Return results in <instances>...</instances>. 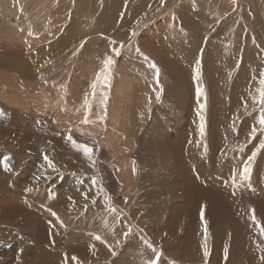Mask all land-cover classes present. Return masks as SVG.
Returning <instances> with one entry per match:
<instances>
[{
  "label": "rangeland",
  "instance_id": "374dc122",
  "mask_svg": "<svg viewBox=\"0 0 264 264\" xmlns=\"http://www.w3.org/2000/svg\"><path fill=\"white\" fill-rule=\"evenodd\" d=\"M1 1L3 0H0V2ZM9 1L10 3H12L14 0ZM46 1L48 2V4ZM107 1L108 0H34L33 2V0H25V3L27 2L26 5L28 4V9L30 8V10L34 11L35 14L36 12L40 13L41 11H43L40 15L44 14L47 17L45 20L44 29L43 31H41V34H44V36L41 38L43 42L39 41L34 42V44L32 43L33 46L31 50H29L28 45L22 48L19 47V45H13V43L11 44L12 41H7L6 38L3 39L4 36L9 37V35L7 34L9 30L3 31V28L0 25V197L8 196L7 194L10 195L11 191H16L17 194L18 192L20 193V198L24 204V198L25 200L29 201L30 204L29 206L25 204L26 206H28L26 207V212H19V214H21L20 216H22L21 218H24L22 224H20L18 221L11 222L7 217L5 218L6 221L4 220V222L0 220V264H65V260L62 259V256L64 254H67L68 264L75 263L74 261L69 260L72 256H76L80 264H101V261L103 259H106L105 263L110 264V260L112 258H130L134 255L136 250L142 253L148 252V254H146V257H142L143 264L146 259L154 257V254L152 255L149 253L152 250H149L148 248L142 250L138 248L133 249L128 247H124L122 248V250L115 249L113 252H115L116 255H113V252L108 253L105 247V251L107 252L108 256L104 255L106 256L104 257L101 252L102 249H100L101 251L97 249L99 248L97 245L99 240L96 237L100 236V234L102 236H104L105 233L111 234V231H109V229L111 228H117L118 232H116L121 235V232H123L124 229L127 228V224L129 223L125 222V210H127L128 208H132L133 206L130 205L133 202H136V200H140L138 199V197H140V194H142V190L144 192L146 187L142 186V189L139 187L140 182L143 180L141 169H139V176L137 181L126 179L125 182L128 184V186H126L127 189L124 190V183L121 184L118 179V175L115 176L114 169L116 167L118 168V166L124 165L126 162L130 163L131 160L136 159L137 148L139 146V143L142 142L139 138L141 137L140 135L137 136L138 138H136L134 135L136 133L140 134V132L142 130L144 131V128L150 124V119L147 120V118L152 115V110H155L157 108L158 110L156 109L155 111L161 113L163 109H165V105L168 106L169 101H165L166 98L163 96V86H161V88L159 87V84L162 83L164 87H168L169 84L172 85V79L174 77L176 78L175 75L181 77L180 73L176 72L178 70H175V68H164L166 67L164 65L163 67L161 65L159 66V60L152 52L149 51V53H146V51L148 50H141L138 47L140 52L139 53L136 50L137 43L134 46H129L127 42L129 40H131V43L134 41L137 42L138 38H140L141 36L133 37L132 33L140 29L146 30L148 25H150L157 16H161L164 11L165 13L166 11H170L169 6H173L172 1L178 2V0H164L163 5H161L160 0H123V6L118 7L116 12L118 22L115 21L112 23V25H116V27L115 29H113V33L110 35H113L114 38H116L113 39L117 42V44L114 46L118 47L119 42L123 40V42H126V48L122 50L123 55L121 57H114V59H116V63L112 66L111 69V80L109 81L108 86H106L108 88L106 89L102 82L97 83L96 95L95 97H93L91 84L96 79V73L103 66V59L105 58V56L112 54V48H109L110 40L107 43L106 37H103V31L101 30L99 32L92 33V30L98 27V21L100 19L99 14L100 12H103L102 10ZM199 1L200 0L194 2L195 5H185L184 7L181 6L182 9L179 12L180 14H176L178 18V20H176L177 22H175L176 24L172 23L174 26L172 24L170 25L166 23V26H159V29H161L159 32V29L156 32H151L148 30V35L151 36L153 40L157 36L161 40L159 43L163 41L167 42L170 47H174V49L176 48V50H178L177 56L175 54L174 55L176 61L179 62V65H181L180 63H182L183 66H186V68H183L182 66L183 71L181 72V74L183 76L182 80L184 81L185 79L186 81V83H184L188 86V90L186 87L183 88L180 86L179 80H177V84L179 85L178 88L183 89V91L186 88L184 93L189 92V94L185 96V99L187 101L189 100L190 102L192 99L196 98V95L194 94V86L196 84L193 80L192 75L193 68H195L193 65L195 60H191L192 57L190 56H195L196 52H200V49L205 48L204 50L206 51H204L203 53L202 63L200 65L201 79H204L206 82H208V78H216V84L214 86L216 96L218 98V96L220 95L223 102V105L220 103L215 104L212 112L216 108V106H218L219 108L217 107L215 109L217 111L213 112L215 113V117L211 114L212 120L216 125L215 119L223 115L225 116L226 114L225 119L227 121L230 120V122L232 123V129L235 128L233 130H235L236 134H233V136L231 135L230 137L232 138L229 137L230 133H227V130L223 134V136L226 137L224 141L225 145L223 146V149L225 148L226 152H224L225 159L230 160L235 158V162L231 166L232 170L228 171L233 172L238 167L242 166L243 161H245L247 157L256 150L260 141L264 139V136H261L259 133L254 138H249L247 134L249 133L248 130H251L249 126L257 124L255 122L257 119L255 121L252 120L251 112L258 110L259 108L254 106L253 104V110L252 108L250 112H248V110H245V105H248V100L246 98L249 97L250 99L251 97V102H253V96L257 94V89L261 87L260 84L257 85L256 83H259V80L261 78L260 73L264 72V52L263 54L261 53L262 51H264V14L260 12V9L254 7L253 0L251 2L250 0H248L247 3L246 0H211V2L210 0H202L204 2V5H201V2ZM213 1L215 3L217 2L219 6L217 5V3L215 5ZM235 1L236 3L240 1V4H236ZM4 2L8 4L6 0L1 2L2 6L6 5ZM230 2H232V5H230ZM241 2L242 5L244 4L243 6L241 5ZM114 3L116 4L115 0ZM248 3L250 7L246 6L248 8L247 9L245 5H248ZM35 5H37L38 7ZM166 5L168 6L166 7ZM234 5H236V9L233 8V12L229 9V7H234ZM34 6L37 7V9ZM191 7H193L194 9L192 10ZM242 9H244L245 11ZM160 11L162 13H160ZM201 11H203L202 14L199 13ZM225 12H227L228 14ZM240 12H244V17L242 16V13L240 15ZM245 12L247 13V15ZM190 13L192 16L190 15ZM207 13L211 14V16ZM221 15L224 19L221 20V22L218 21L217 23L215 21V18ZM260 15L262 16V18L260 17ZM126 16H129L128 18H130L131 23H129V25L126 24V22L129 21V19H127L126 21ZM189 16V19L193 21H191L192 25H196L194 28H192V30L191 27H189V23L187 21ZM194 16H196V18H194ZM199 16H201V18L203 19L205 16H207L208 19H211L213 16L211 20L204 19L205 21H210L212 25L209 28H205L206 23L204 20H201ZM253 16H256L257 18ZM56 18L58 20H55ZM252 18H254L255 20ZM47 19L48 22L46 24ZM196 19H199V22ZM248 19L250 21H247ZM261 20L263 21L261 22ZM202 23L203 25L201 27ZM168 25L169 27H167ZM247 27L249 28V30ZM252 27H255V29ZM201 28H203V30ZM48 29L51 30L47 31ZM239 29L242 30L239 31ZM250 29L252 30L250 31ZM3 32H5V34ZM118 32H124L126 35H128V38H126L127 40H124V38L120 37L118 35ZM207 32L210 33L207 34ZM54 33H56L57 36L51 38V35ZM226 33H228L229 36ZM81 41L84 42V46L82 48L80 47ZM211 43L213 46L211 45ZM241 43H243L244 45ZM126 45H128V47ZM203 45H205V47ZM129 47H131L129 49L130 52L128 50ZM213 47H216V52ZM239 47H242V52L238 51ZM209 48L211 51H208ZM191 49L192 51H190ZM13 50H19L18 52H20V59L29 65V69H26L21 61L15 62L11 59ZM124 50H127V53ZM224 50L228 52H225ZM253 50L256 56L253 53ZM73 52H75L76 54L73 55ZM224 53L228 54V58L226 57L227 54L225 55ZM259 55L262 58L259 57ZM210 56H213L216 62L218 61L219 63L217 62L218 64H212L211 61H207L208 57ZM125 58L129 60L130 64L126 63L128 62V60ZM187 58H189L190 60ZM97 60L100 62H98ZM227 60H229V63L227 62ZM151 63L156 65L155 68L151 67ZM190 64L192 65L190 66ZM124 65L130 67H125ZM210 65H213V68H211ZM214 65H216L217 68L224 70L222 72L219 70L216 71ZM14 67H17L18 69H15ZM121 67H124L127 70H123ZM168 68L170 69V71L174 70V73H171ZM38 69L39 71H37ZM156 69H160L159 74L161 76L159 77H161L163 80V77H166L164 82L163 80L161 82L157 81L155 73ZM122 71L127 73L128 77L132 80L134 85L126 95L125 103L119 113V108L115 106L120 107L124 97L117 95V88L119 84L121 85V83L119 82L121 80L119 79V81L116 82L117 79L115 78H117L118 76L117 73ZM240 80L245 82H240ZM241 84H243V86H240L239 89V85ZM102 85L105 87V92L107 91V94L104 93V87ZM201 85L203 88L208 90L209 84L206 83ZM144 90H148L149 93H151V96L144 95ZM157 92L162 93H159L162 95H160L162 97L161 100L157 99ZM241 92L243 94L245 92L246 95H243ZM249 92H251L252 94ZM100 93H102L103 95L106 94L108 96L106 104L101 103V101L103 100V95ZM222 93L224 96H226L225 104ZM85 94H87L89 103L91 104V110L89 111V120L95 121L94 123H82L86 110L83 103ZM207 94H205L207 99V108H205V111L207 109L208 110L205 112L207 113V115H204V117H207L206 120L208 121L210 117L209 112L211 110L209 108H211L212 104L215 103L212 101L215 98L214 96L213 98H211L212 95H209V93ZM208 96L210 97V100L212 99L211 101L209 100ZM150 100L155 101H153V103L149 105L146 102ZM181 101L180 104H182L185 100H183V102ZM203 101H205V99H203ZM214 101H216V99ZM157 103L163 104L159 105L158 107L156 106L158 105ZM174 103L176 105L177 102ZM244 103L246 104L242 108V113L237 114L240 106ZM142 104L146 105L144 114L140 112V106H142ZM100 115H104L105 119L101 121L99 125V120L97 119V117ZM192 118L193 119L190 118V120L188 119L185 124L187 134L190 128L192 129L193 126L194 117ZM233 120H235L236 123L240 122L237 124L238 126H236V123L233 126ZM242 121L246 122V124L248 125L242 124ZM109 124H112L116 129L115 135H112L110 133V135H112L110 136L111 138L107 136ZM241 124L243 127L241 126ZM98 127L101 130H99ZM244 127H248V130L245 131ZM160 128L161 127L158 128V134L160 133L159 135H163V133L165 132L159 130ZM239 129H241V131ZM242 129L244 134L247 132L246 137L241 134ZM69 130H71L73 139L78 144H88L89 146L94 148V167L91 165L87 156L84 154L82 148H75L69 141H67L65 136ZM57 133H59V135H57ZM194 134L195 132H193V135ZM144 135L150 138L149 135L151 134L148 130ZM131 141L135 142L134 151H131L129 147V143ZM241 144H244L243 148L239 147V145ZM206 150L207 146L203 143L202 140L200 144L201 154H204ZM44 154H47L54 161L57 166L58 172H53L51 171V169L50 171L46 169L45 162L43 160ZM5 162L11 166V171L4 170L3 165ZM252 163L255 164V169L251 171V174L254 175L256 181L258 178H261L264 183V150L258 152L255 160ZM98 164H100L98 166V170L101 172V174L97 172ZM135 165L138 166V164ZM12 167L17 168V171L14 170V174L12 172ZM45 169L46 174L52 177L51 180H45L43 178ZM73 173H75V175H73ZM36 175L41 176V179L39 181L34 179V176ZM93 179H95V183L92 182ZM228 181L229 180H227V182ZM4 182L9 183V185L7 183L10 191L9 193H7V190L3 186ZM255 184L254 186L248 188L252 191L251 193H249L250 198L254 204L261 203L262 205L258 206L255 209V223L251 218L252 212L244 219L246 223V227H244V230L249 231L248 237L251 238L248 241V245H246L250 248H246L245 253L249 251V255H247V258L250 264H264V260L261 259V257H264V234H262V229H264V217H261L262 215H264V210H262V208H264V198H260L258 197V194L253 193L255 190L257 193L261 192V188H258L259 186L255 188ZM73 185L76 187L75 189ZM28 187H32L34 190L32 192H25V188ZM206 187L208 188L209 186ZM209 188L212 189V186ZM50 189L53 190L51 194H49ZM135 191H137V194L135 193ZM84 192L88 193L87 198L82 195V193ZM240 193L241 190L230 193L225 199L230 200V203H232L233 201L239 202L237 198H239L240 201H243L240 199ZM28 194L37 196H29ZM69 197H71V200H69ZM109 198H111V205H109L108 203ZM121 200L123 201V203L128 202V207H124L123 205H121ZM141 202L143 206L142 208H145V202L143 201V199L141 200ZM224 205L228 206V203H224ZM244 205L248 204L245 202V204H243L235 212V214L232 215V218L234 220L237 216L244 217V213L247 210V208H243ZM110 206L118 209V212L113 213L109 211ZM119 208L121 210H119ZM95 212H100L101 216L99 214L98 216L102 218V222L100 223H103V228L99 230L104 229L103 231H91L85 228L79 229L75 227L78 223L81 222H86V226H91L92 220H95L99 223L100 220L95 218ZM142 212H139V216L136 217V221L143 223L142 229L147 232L150 231V229L144 227V225L148 222H153L154 219L150 220L148 216L146 219L143 218L142 215L145 213V210H142ZM53 213H55L56 215H53ZM120 213H122V215H120ZM57 216L59 217V220L57 219ZM61 221L63 222L62 224ZM26 222H28L29 225H26ZM49 222H51V224ZM44 225H46L45 228ZM247 225L250 226L248 227ZM40 227H43V230L39 232ZM203 228L204 224L200 219H197L195 222V231L201 238L199 237L196 239L193 249L194 252L200 249V254H202L203 256L202 258H200V261H204V264H211L214 263V256H212V251H210L207 259L203 255L204 252L202 245L205 242L203 238ZM244 230H241V234H244L243 239H245L244 236L246 234ZM149 235L152 236L153 234L149 233ZM232 236L233 234H229V239H231ZM141 237L143 241L146 240L144 236L140 235L138 232L133 231L132 234L127 237L128 239L124 244L134 239L141 241ZM113 238L114 235L110 240H112ZM159 239L163 241L164 236L160 235ZM256 241L258 243H256ZM149 242L157 250H163L162 247L157 246L155 241ZM257 244H259L258 248ZM29 245L30 247H32V250L30 249V251ZM207 245L210 250L211 243H207ZM254 246H256V249ZM33 247H37L36 250L35 248L33 249ZM74 247L88 248L90 252L92 251L91 255L87 249L85 250L87 251L86 254L85 252L83 253L87 256L82 255L81 253H77L76 251H74ZM21 249L23 251H20ZM44 249L52 256L56 255L54 260L46 262L48 259H44L46 258V252L44 251ZM26 251H29V254L26 253L28 255L25 254ZM97 251L98 254L100 253L99 259H93L94 255H92V253L95 254ZM37 253H40L41 255H37ZM121 253H123V255ZM260 253H262V255ZM88 255H90V257ZM17 257H19V260H17ZM169 257L170 258L168 259L170 260L173 258L171 256ZM26 258L28 260H26ZM194 258L195 257H188L184 260L180 258H174V262L164 259L165 262H163L162 264H203V262L197 261L199 259ZM225 258L226 257H224L223 260H225ZM21 259H24L23 262L25 260L26 261L23 263ZM31 259L34 262H32ZM227 259L228 258H226L225 260L226 264L228 263ZM96 260L98 263L96 262Z\"/></svg>",
  "mask_w": 264,
  "mask_h": 264
},
{
  "label": "bare ground",
  "instance_id": "6f19581e",
  "mask_svg": "<svg viewBox=\"0 0 264 264\" xmlns=\"http://www.w3.org/2000/svg\"><path fill=\"white\" fill-rule=\"evenodd\" d=\"M3 1H6V0H3ZM3 1H1V2H3ZM8 1L9 0H7V2ZM27 1H29V0H27ZM48 1H50V0H48ZM115 1H116V4L114 3V0H108L105 3V6H104V8L102 10L103 12H100V14H99L100 19L98 21V27H96L95 29L92 30V33L99 32V31L102 30L103 31V34H104V35L103 34L102 35H103V37H106L107 43H108L109 40L110 41H114L113 39H116V38H114L113 35H110V34L113 33V29H115V27H116V25H112V23L115 22V21L118 22V20H117V14H116L117 8L123 6L122 5L123 0H115ZM247 1L248 0H246V3H247ZM251 1L252 0H250V2ZM1 2H0V25L2 26L3 31L9 30L8 33H7L9 35V37H5L4 36L3 39L6 38L7 41H12L11 44L13 43V45H19V47H22V48L24 46H27V44H25V40H28V42L32 46H33L34 42L42 41L41 38L44 36V34L42 35L41 34V31H43V29H44L45 20L47 18L44 14L40 15L43 11H41L40 13H38V12L35 11L36 12V14H35L34 11H31L30 10V8L28 9V7H27L28 4L26 5L27 2L25 3V0H14L13 2L11 1L12 3H10V1H9L8 4H6V2H4L6 5H3V6L1 5ZM33 2H34V0H33ZM194 2H197V0H195V1L194 0H178V2L177 1L176 2L175 1H172V5L174 6V8H173V6H169L170 11L169 12L166 11V13L163 10L164 13L161 16H157L151 22V24L148 25V27H147L146 30H141V29L140 30H136L138 27L136 29H134V30H136V32H135L136 35H134L133 37H135V36H139V37L141 36V37L138 38V41L137 42L136 41L132 42L131 45L134 46L137 43V48L139 47L141 50H145V51L148 50V51H146V53L147 52L149 53V51L152 52L158 58V60H159L158 61L159 62V66L161 65L163 67V65H164V66H166L164 68H167V67H169L171 69L175 68V70H178L176 72H179L180 75H181V77H178L177 75H175L176 78L174 77L173 78L174 80L172 79L173 83H171L172 85L169 84L170 87L169 86L168 87H164V85L162 83H161L162 85L159 84L160 85L159 87L163 86V88L162 87L161 88L164 89L163 96L166 98L165 101H169L168 102L169 103L168 106L164 104L165 105V109H163V111L161 113H159L158 111H155L157 108L156 109L154 108L155 110H152V112H153L152 115L149 116V118H147V120L150 119V122H149L150 124L149 125L146 124L147 126L144 128L146 130V132L149 130V133L151 134V135H149L150 138L149 137H146L144 135L146 133L145 130L144 131L142 130L140 132V134H137L136 133L134 136L136 138H138L137 136L140 135L141 137H139V138L141 139V142H142V143H139V146L137 148V151H136V159L131 160L130 163L129 162H126L124 165L118 166V168L116 167L114 169V173H115V176L118 175V179L121 182V184L124 183L123 184V188H124V190H126L127 189L126 186H128V184L125 182V180L126 179H130L132 181H135V180L137 181L138 176H139L138 175L139 174V169H141L143 180L140 182L139 187L141 189H142V186H144L146 188H145L144 192L142 190V194H140V197H138V199H140V200H136V202H133L130 205V206H133L132 208H130V209L128 208L127 210H125V215H126V221L125 222H127V223L130 224V225L127 224V228L130 226L133 229V231L138 232L140 235L144 236L147 241H153V242L155 241L156 244H157V246H160V247L163 248V250L160 249L161 250L160 252L162 253V257H161V260H160V264H162L163 262H165V260H170V259H168V258H170L169 256L173 257L170 260L172 262H174V258H180V259H183L184 260V259H186L188 257H195L194 259H199L197 261H200V258L203 257L202 254H200L201 253L200 252V249L197 250V251H195V252H194V249H193L196 239L200 237L197 234V232L195 231V222H196L197 219H200V211H201V207L202 206L205 207V220L208 222V225H207L208 226L207 243H211L210 251H212V253H213L212 256H214V258H213V262L214 263H211V264H226V261H225L226 258H225V260H223L224 257H225L224 256V248H225V246H227V248L229 249L228 257H227L228 258L227 259L228 260V263L227 264H233V263H235V264H250L249 261H248V258H247V255H249V251L245 253V250H246V248H250V247H248L246 245H248V241L251 238L248 237L249 231L244 230V227H246V223H245L244 219L246 218V216L250 215L252 209H256L258 206H261L262 204L261 203L254 204L252 202V200L250 198V194H249L252 191H251V189H248V188L254 186V184L256 183L255 184V188L259 186L258 188H261V192L257 193L256 190H255L253 193L258 194V197H260V198H264V193H263L264 192V190H263L264 183H263V181H262L261 178H258L257 181H256L255 178H254V175L250 173V178L247 181H244V182L240 183L236 187H233L232 186V184L230 183V172H232V171H230V172H228V171L229 170H232L231 169V166L234 164L235 158L234 159H230V160L225 159V154H224L225 148L223 149V146L225 145V142L224 141H225L226 137L223 136V134L225 133L226 130H227V133H230L229 134V137L231 135L233 136V134H236V133H235V130H233L235 128L232 129V127H231V124L232 123L230 122V120L227 121L225 119L226 114H225V116L223 115V116L217 117L215 119V122H216L217 127H216L215 123L212 120V116L215 115V113H213V112L214 111L216 112L217 110H215V109L218 107V106H216V108L212 112V109L214 108L215 104L216 103H218V104L220 103V104L223 105V102L221 100L220 95L218 96V98L216 96L215 87H214L215 84H216V78L215 77L208 78L209 79L208 82H206L204 79H201L200 78V81L201 80L202 81L199 82V84H197V82L195 81V84L196 85L194 86V90H195V88L197 86L202 87L201 84H206L207 83V84H209L208 90H206L205 88L202 87L204 89V91H205V94L209 93V95H212L211 98H213V96H214V98L216 99V101H214L215 99H213V100L211 99L215 103L212 104V107L211 108H209V109H211L210 112H209L210 113L209 114L210 117H209V120H208L209 123L206 120L207 117L205 118V132H204V135L202 137L200 135V132H199L200 119H199L198 113L200 112L199 105L201 103L205 102V101H203L204 98L198 97L196 95V92H195L194 94L196 95L195 96L196 98L192 99L191 102L189 100L187 101L185 99V96H187L189 94V92L188 93H186V92L184 93V91L186 90V88L188 90V86L185 84L186 83L185 79H184V81L182 80L183 79V76H182L181 72L183 71V68L184 67L186 68V66H183L182 63H180L181 65H179L178 64L179 62L176 61L175 55L177 56L178 50H176V48L174 49V47H170L167 42H164L163 41V42L159 43L161 40L157 36L153 40L151 38V36L148 35V30L151 31V32L152 31L156 32L160 28L159 26H161V25L166 26V23H168V24L171 25L172 23L174 24L175 22H177L176 20H178V18L176 16V14L177 13L180 14L179 12L182 9L181 6H183V7L185 5L186 6L187 5L191 6V5L194 4ZM199 2H201L200 3L201 5H204V2L202 0H200ZM210 2H211V0H210ZM239 2H237V3L240 4ZM216 3H215V5H216ZM230 3H231L230 5H232V2H230ZM235 3H236V1H235ZM47 4H48V2H47ZM205 4H207V3H205ZM217 5H218V3H217ZM241 5H242V2H241ZM241 5H238V6H241ZM253 5H254V7H257L258 9H260V12L264 14V0L263 1L253 0ZM13 6H14V8H13ZM35 6H37V5H35ZM57 6H55V7H57ZM167 6L168 5H166V7ZM235 6L236 5H234V7H229V9L232 10L233 8H235ZM246 6L247 7H250L249 6V3H248V5H245V7ZM37 7H35V8L37 9ZM46 7H48V6H46ZM201 7H203V6H201ZM191 8H192V10L194 9L193 7H191ZM197 9H196V11H197ZM242 10H244V9H242ZM252 10H253V8H252ZM49 11H50V9H49ZM208 11H206V12H208ZM224 11H225V9H224ZM128 12H129V10H128ZM202 12L203 11H201L199 13L202 14ZM160 13H162V12L160 11ZM225 13H227V12H225ZM241 13H242V16H243V13L244 12H240V15H241ZM195 14H197V13H195ZM207 14L211 16V14H209V13H207ZM190 15H191V13H190ZM198 15H200V14H198ZM204 15H205V12H204ZM238 15H239V13H238ZM246 15H247V13H246ZM196 16H194V18H196ZM207 16H205L204 19H208ZM128 17L126 18V21H127V19H129V21L126 22L127 25H129V23H131L130 18H128ZM199 17L201 18V16H199ZM253 17H256V16H253ZM260 17L262 18L261 15H260ZM189 18H190V16L188 17L187 21L189 23L188 24L189 27H191V30H192V28H194L196 25L193 26L192 23H191L192 20H190ZM212 18H213V16H212ZM245 18H244V20H245ZM247 18H248V16H247ZM48 19L46 21V24L48 22ZM152 19H153V17H152ZM199 19L198 20L196 19V20L199 22ZM204 19L201 18V20H204ZM211 19H208V20H211ZM223 19L224 18L221 15V16H218L217 18H215V21L218 23V21L221 22V20H223ZM233 19H234V17H233ZM238 19H239V17H238ZM252 19H254V18H252ZM55 20H58V19L56 18ZM150 21H151V19H150ZM247 21H250V20L248 19ZM262 21L263 20H261V22ZM256 22H257V20H256ZM90 23H91V21H90ZM205 23H206L205 24L206 25L205 28H207V27L209 28L212 25L210 21L209 22L208 21H205ZM146 24H148V23H146ZM202 25H203V23L201 24V27H202ZM167 27H169V25ZM252 28L255 29V27H252ZM201 29L203 30V28H201ZM242 29H239V31L242 30ZM50 30L48 29L47 31H50ZM131 30H133V29H131ZM160 30L161 29H159L158 32ZM248 30H249V28H248ZM251 30L252 29H250V31ZM193 31H194V29H193ZM206 31H207V29H206ZM29 32H32L33 34L31 36H29L28 35ZM120 32H118L119 33L118 35L120 37L124 38V40L126 38H128V35H126L124 33L125 31L122 32V33H120ZM3 33L5 34V32H3ZM194 33H195V31H194ZM208 33H210V32H207V34ZM257 33H258V31H257ZM152 34H154V33H152ZM226 34L228 35V33H226ZM252 35H253V33H252ZM263 35H264V33H263ZM54 36L55 37L57 36L56 33L52 34L51 35V38L54 37ZM253 37H254V35H253ZM230 39H229V41H230ZM110 41H109V48L110 47L112 48V47H114V45L112 46V44L110 43ZM225 43H227V42H225ZM241 44H243V43H241ZM247 44H248V42H247ZM35 45H36V43H35ZM211 45H212V43H211ZM217 45H218V43H217ZM126 46L128 47V45H126ZM203 46L205 47V45H203ZM130 48L131 47H129L128 50ZM11 49H13V48H11ZM192 49L190 51H192ZM228 49H230V48H228ZM195 50H196V48H195ZM241 50H242V47H239V50L238 51H241ZM18 51H14V50L12 51L13 53L11 54V59L14 60L15 62L16 61H21L23 63V66H25L26 69H29V65L27 63H25L23 60L20 59V52H18ZM208 51H211L210 48H209ZM208 51H207V53H208ZM212 51H213V49H212ZM220 51H221V49H220ZM236 51H237V49H236ZM129 52H130V50H129ZM215 52H216V49H215ZM225 52H228V51H225ZM263 52L264 51H262L261 53L263 54ZM253 53H254V50H253ZM217 54H219V53H217ZM199 55H200V52H196L195 53V56H192L191 55L190 56V57H192L191 60L194 59L196 61V58ZM227 56H228V54L226 55V57ZM230 56H231V54H230ZM255 56H256V54H255ZM1 57H3V56H1ZM259 57H261V56L259 55ZM125 59H127V58H125ZM187 59H189V58H187ZM152 60H153V58H152ZM100 61H101V59H100ZM100 61H98V62H100ZM195 61H194V64H193L194 67H195ZM207 61H211L212 64H218L219 63L218 61H217L218 63L216 62V60H215V58L213 56L208 57V60ZM220 62H222V61H220ZM227 62L229 63V60H227ZM126 63H129V60ZM153 63H151L152 64L151 67H153ZM190 63H193V62H190ZM185 65H187V64H185ZM191 65L192 64H190V66ZM227 65H229V64H227ZM182 66H183V68H182ZM210 66H211V68H213V65H210ZM116 67H118V66H116ZM125 67H130V66H127L126 65ZM14 68L15 69H18L17 67H14ZM121 68L123 70L125 69L124 67H121ZM214 68L216 69V71L219 70V71L222 72L224 70V69L217 68L216 65H214ZM228 68H229V66H228ZM119 70H121V69H119ZM125 70H127V69H125ZM194 70H195V68H193L192 75H194ZM159 71H160V69H159ZM169 71H170V69H169ZM170 72L171 73H174V70H172ZM229 72H231V71H229ZM117 74H118V76H117V78H115V79H117V81L116 80L115 81L118 82L119 79L121 80V81H119L121 83V85L119 84V86L117 88V91H118V94L117 95L124 97L121 106L120 107L119 106H115V107L119 108V113H120L121 108L123 107V105L125 103L126 95L130 91V89L134 85V83L128 77V75H127L126 72L122 71V72H119ZM159 76H161V75L159 74ZM162 77H163V75H162ZM163 78L165 80L166 77H163ZM125 80H127V81H125ZM162 80L163 79L161 77L158 78V81L161 82ZM164 80H163V82H164ZM177 80L180 81L179 84H180L181 87H183V88L186 87L184 91H183V89L178 88L179 85L177 84ZM241 81L242 80H240V82ZM113 82H114V80H113ZM242 82L244 83L245 81H242ZM142 84H143V82H142ZM256 84L259 85V83H256ZM113 85H115V84H113ZM240 86H243V84L239 85V89H240ZM159 87H158V89H159ZM107 88L108 87H106V89ZM106 89L104 87V93L107 92V91L105 92ZM237 89H238V87H237ZM114 90H116V89H114ZM144 91L145 92L141 91V92L144 93V95H146V96L150 95L151 96V93H149L148 90H144ZM237 91H240V90H237ZM152 93H154V92H152ZM157 93H161V92H157ZM249 93H251V92H249ZM100 94H102V93H100ZM244 94H245V92H244ZM161 96H160V98L158 100H161L162 99ZM156 97H157V95H156ZM222 97L224 99V104H225V102H226L225 101L226 96H224L223 93H222ZM107 98H108V96H107ZM246 99L248 100L247 110H248V112H250L251 111V108H252V106H253L254 103L251 102V97H250V99H249V97H247ZM179 100L180 101L182 100L181 102H183V100H185V101L182 104H180V101ZM209 100H210V97H209ZM153 101H155V100H150V101H147L146 103H148L149 105H151L153 103ZM234 101H235V99H234ZM174 102H177L178 105L176 103V105H177L176 106ZM162 104H158L156 106L159 107V105H162ZM245 104L246 103L242 104L240 106V109L238 111L236 109L237 114H241L242 113V108H243V106ZM145 106H146L145 104H142V106H140V112L142 114L145 113V111H144ZM233 106H234V104H233ZM227 108H228V106H227ZM160 109H161V106H160ZM252 110H253V108H252ZM206 111H205V109L203 110V115H207V113H205ZM211 114H212V116H211ZM260 115H261V113H260V110L259 109L256 110V111H254V112H251L252 120L255 121L257 119L255 121L256 123L258 122V120L260 118ZM179 116H180V118H179ZM235 116H237V115H235ZM192 117H194L193 126H192V129L190 128V130H189V132L187 134L186 128H185V124L188 121V119L189 120H190V118L193 119ZM231 117H232V115H231ZM227 119H228V117H227ZM231 120H232V118H231ZM233 121H235V120H233ZM100 123H101V121H99V125H100ZM238 123H240V122H238ZM238 123H236V126H238L237 125ZM242 124L248 125V124H246V122H243V121H242ZM242 124H241V126H242ZM159 127H161L159 130H162V131L165 132V133H163V135H159L160 133L158 134V128ZM245 127H244V130L247 131L248 130L247 129L248 127L247 128H245ZM251 127H252V125L249 126V128H251ZM98 129H99V127H98ZM167 129H169V130H167ZM99 130H101V129H99ZM239 130L241 131V129H239ZM249 130H248V132H250ZM236 131H237V129H236ZM193 132H195L194 135H193ZM110 133L112 135H115V133H116V129H115V127L112 124L111 125L110 124L108 125L107 136L109 138H111L110 136H112V135H110ZM246 133L244 134L243 133V129H242L241 134H243L244 137H246V135L248 134V133L247 134ZM237 134H239V133H237ZM229 137H227V138H229ZM230 138H232V137H230ZM202 140H203V143L207 146V150L204 152V154H201V152H200V144H201ZM134 145H135V142L134 141H131L129 143V147H130L131 151H134V149H135ZM134 163L135 164H138V166L135 165ZM99 165L100 164L97 165V172L101 174V172L98 170V166ZM240 167H242V166H240ZM254 169H255V164L252 163V171ZM12 170H13L12 172L14 174V172L17 171V168L16 167H12ZM48 170L50 171V169H48ZM227 180H229V181L226 184ZM7 183L8 182H4L3 183V186L7 190V193H9L10 192L9 191V188H8L9 183H8V185H7ZM210 185L212 186V189L209 188V187H211ZM206 186H209V187L207 188ZM213 187H215V188H213ZM75 188L76 187L74 186V189ZM72 190H73V188H72ZM238 190H241V193L239 195L240 196V199L243 200V201H245L248 205H244L243 206V208H247L246 212L244 213V217L242 216L243 217L242 218V217H238L237 216L236 219L234 220L232 218V215H234L235 212L243 204H245V202L240 201L239 198H237V200L239 202L233 201L232 202L233 205H232V203H230V200L225 199V198L230 193L236 192ZM135 193L137 194V191H135ZM7 195L8 196L0 197V220H2V222H4V220L6 221L5 218L7 217L11 222L12 221H18L20 224H22V222L24 221V218H21L22 216H20L21 214H19V212H22V213H23V211L26 212V209H27L26 207H28L30 205L29 204V201L25 200V198H24L25 204L28 205V206H26L22 202V200L20 198V193L18 192V194H17L16 191H11V194L10 195L7 194ZM28 195L29 196L32 195L34 197L37 196V195H33V194H28ZM231 198H232V196H231ZM142 199L145 202V206H144L145 208H142L143 207L142 204H141L142 203L141 202ZM116 202H118V201H116ZM224 203H228V206L224 205ZM120 204L123 205L124 207H128V205H127L128 202L127 203H123V201L121 200V203ZM119 210H121V209L119 208ZM142 210H145V213L142 215L143 218L146 219L147 216H148V218L150 220L151 219H154L153 220L154 223L153 222H148V223H146L144 225V227H147L148 229H150V231H147V232L142 229L143 223L136 221L137 220L136 217L139 216V212H142ZM262 210H264V208H262ZM98 214L100 215V212H95V215H96L95 218L98 219V220H100L99 223L97 221H95V220H92L91 221V226L90 225L89 226H86L85 225L86 222H81V223H78L75 227H77L79 229H84L85 228V229H88V230H91V231H99V232L103 231L104 229L103 230H99V229H102L103 228V223H100V222H102V218H100L98 216ZM102 217H103V215H102ZM261 217H264V215H262ZM26 225H29V223L26 222ZM45 226L46 225H44V228H45ZM127 228H125L124 231L121 232L122 233L121 235L117 233L118 232L117 231V228H115V229H112V228L109 229V231H111V234L110 233L109 234L108 233H105L104 236H102L100 234V239H99V242L97 244L99 248H97V247L96 248L99 249V250L102 249V251L101 250L100 251L102 252L103 256L104 255H107V252L105 251V247H106L108 253L113 252L115 249L122 250V248H124V247L133 248V249H137L138 248V249H142V250H145V248H148L147 245L144 244L142 237H141V239H142L141 241H139L137 239H134V240L129 241L128 243L124 244L125 241H127V239H128V238H125L123 236V233L125 231H127ZM42 230H43V227H40L39 232L42 231ZM241 230H244L246 232V234L244 236L245 239H243V235L244 234L243 235L241 234ZM144 232H146V233H144ZM234 232H236V233H234ZM149 233L150 234L152 233L153 235L150 236ZM229 234H233V236H232L231 239H229ZM113 235H114V238L112 240H110L113 237ZM160 235L161 236H164L163 241H161L159 239ZM229 240H230V243H229ZM257 241H259V240H257ZM257 241H256V243H258ZM257 245H258L257 246V248H258L259 247V244H257ZM108 246H111V247H108ZM254 247L256 249V246H254ZM31 248L32 247H30V245H29V251H30ZM34 248L35 247H33V249ZM36 248H35V250H36ZM86 249L88 250V252H90L88 248H84V247H74V251H76L77 253H81L82 255H85L86 254V252H87V251H85ZM149 250H151V249H149ZM44 251L46 252V256L44 255L46 258H44V259L45 260L48 259L46 262H50V261L54 260V258L56 257V255L55 256H52L45 249H44ZM28 252L26 251L25 254L28 253ZM84 252H85V254H83ZM91 252H90V255H91ZM123 253H121V254L123 255ZM149 253L152 254V255L154 254L152 251L149 252ZM243 253H245V254H243ZM28 254H26V255H28ZM38 254H40V253H37V255ZM43 254H44V252H43ZM73 254H75V253H73ZM99 254H98V251L95 254L92 253V255H94V257L92 256L93 259L94 258L95 259L96 258L99 259ZM146 254H148V252L147 253L146 252L145 253H142V252H139L138 250H136L135 253H134V255L132 254L133 256L130 257V258L124 257V258H121V259H117V257H114V258H112L110 260V262L112 264H143L142 263V257H146L147 256ZM260 254L262 255V253H260ZM64 255L62 256V259L65 260V256ZM90 255H88V256L90 257ZM203 255H204V253H203ZM85 256H87V255H85ZM104 257H106V256H104ZM23 260H22V262H23ZM26 260H28V259L26 258ZM69 260H71V259H69ZM31 261H32V259H31ZM32 262H34V261H32ZM96 262H97V260H96ZM101 262L103 264H108V263H105L106 262V259H103ZM200 262H203V264H204V261H200Z\"/></svg>",
  "mask_w": 264,
  "mask_h": 264
},
{
  "label": "snow or ice",
  "instance_id": "6c2138e0",
  "mask_svg": "<svg viewBox=\"0 0 264 264\" xmlns=\"http://www.w3.org/2000/svg\"><path fill=\"white\" fill-rule=\"evenodd\" d=\"M161 5H163L164 0H160ZM33 33L29 32L28 35L31 36ZM136 33L133 32L132 35L134 36ZM111 44L116 45L117 42L116 41H110ZM25 44L28 45L29 50H31L32 45L28 42V40H25ZM128 45L131 46V40L128 41ZM84 46V42L81 41L80 47L82 48ZM125 48V42L121 41L119 42V46H114L111 49V53L109 55H106L105 58L103 59V66L99 69V71L96 73V79L92 82L91 84V88H92V95L93 97H95L96 95V86L97 83L102 82L103 85L106 87L109 84L110 81V77H111V69L112 66L115 65L116 63V59H114V57L119 58L123 55L122 50ZM139 52V48L136 49ZM78 51V49H77ZM204 49H200V55L196 58L195 61V71H194V75H193V80L197 82V84H199L200 78H201V72H200V65L202 63V58H203V53H204ZM76 53L73 52V55H75ZM153 67L155 68V65L153 64ZM39 71V69L37 70ZM260 80H259V84L261 85V87H259L257 89V94L253 96V103L254 106L258 107L260 110V118L257 122V124H254L251 127L250 132L248 133V137L249 138H254L257 136V134L259 133L261 136H264V72L260 73ZM156 78L158 81L159 78V69H156ZM195 92L196 95L198 97H202L205 99V102L201 103L199 105L200 108V112L198 113L199 115V119H200V124H199V132L200 135L203 137L204 132H205V117L203 115V110L206 108L207 104H206V96H205V92L204 89L202 87L197 86L195 88ZM160 98V94L157 93V99ZM107 101V95L104 94L103 95V100L101 101L102 104H106ZM84 107H85V114H84V119L82 121V123L84 124H88V123H94L95 121H90L89 120V111L91 110V104L89 103L88 100V96L87 94H85L84 97ZM245 110L247 111V105H245ZM97 119L99 121H103L105 119L104 115H100L97 117ZM235 124V121L233 122V125ZM57 135H59V133H57ZM65 138L67 139V141H69L73 147L75 148H82L84 154L87 156L88 160L90 161L91 165L94 167L95 166V160L93 159V155H94V148L89 146L88 144H78L74 139L73 136L71 134V130L68 131V133L66 134ZM240 148L244 147V144L239 145ZM261 150H264V139H262L258 145V147L256 148L255 151H253L251 153V155H249L247 157V159L245 161H243L242 167H238L235 171L231 172L230 174V183L232 184L233 187H236L237 185H239L240 183L247 181L250 178V173L252 171V162L255 160L258 152H260ZM43 160L45 162V166L46 169H51L53 172H58L57 166L54 163V161L47 155L44 154L43 155ZM4 170L5 171H11V166L8 163H4L3 165ZM46 169H45V174L43 176V178L45 180H51L52 177L48 176L46 174ZM73 175H75V173H73ZM62 178V177H60ZM34 179L39 181L41 179L40 175H36L34 176ZM93 183H95V179H93L92 181ZM228 182H226L227 184ZM34 189L32 187H28L25 188V192H32ZM53 190L50 189L49 190V194H51ZM82 195L87 198L88 193L84 192L82 193ZM69 200H71V197H69ZM109 205H111V198H109L108 200ZM109 211L113 212V213H117L118 209H116L115 207H109ZM252 212V221L255 223L256 222V216H255V209L251 210ZM53 215H56L55 213H53ZM120 215H122V213H120ZM57 219L59 220V217L57 216ZM200 219L202 221V223L204 224V228H203V235H204V244L202 245L203 248V252H204V257L207 259V257L210 254V250L208 248L207 245V238H208V226H207V221L205 220V207L202 206L201 207V211H200ZM51 224V222H49ZM63 222L61 221V224ZM133 232V229L129 226L127 228V231H125L123 233V236L125 238L129 237V235H131ZM262 234H264V229H262ZM98 240L100 239V236L96 237ZM145 245H147V247L149 249L152 250V252L154 253V257L146 259L144 261V264H160V260L162 257V253L157 250L149 241L144 240L143 241ZM20 251H23L22 249ZM113 255H115V252H113ZM224 256L227 258L228 256V248L227 246H225L224 248ZM262 260H264V257H261ZM17 260H19V257H17ZM71 260L75 262V264H80L78 258L76 256H72ZM65 264H68V257L67 254H65Z\"/></svg>",
  "mask_w": 264,
  "mask_h": 264
}]
</instances>
